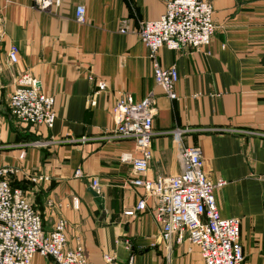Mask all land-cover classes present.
<instances>
[{
  "label": "crops",
  "instance_id": "obj_1",
  "mask_svg": "<svg viewBox=\"0 0 264 264\" xmlns=\"http://www.w3.org/2000/svg\"><path fill=\"white\" fill-rule=\"evenodd\" d=\"M168 1L63 0L57 11H43L34 0H0V168L19 170L12 185L42 217L45 231L58 218L67 220L68 246H83L87 264H105L107 254L120 264L131 257L146 264L147 253L155 264H204L187 240L171 248L162 240L153 200L125 215L144 190L131 184L138 176L121 162L135 143L110 138L111 111L122 95L137 102L152 95V159L141 178L180 174L184 147H199L209 179L225 182L214 191L221 216L241 222L242 264H264V0H207L216 25L210 46L162 48L160 64L178 69L177 100L156 85L139 36L143 23L163 16ZM79 6L86 9L85 24L76 21ZM12 46L19 49L15 64L8 57ZM24 73L56 99L52 128L25 125L10 114ZM100 82L105 91H98ZM176 129L185 130L182 140L172 134ZM77 170L83 178L75 177ZM94 180L102 203L92 194ZM32 264L57 263L36 255Z\"/></svg>",
  "mask_w": 264,
  "mask_h": 264
},
{
  "label": "built area",
  "instance_id": "obj_2",
  "mask_svg": "<svg viewBox=\"0 0 264 264\" xmlns=\"http://www.w3.org/2000/svg\"><path fill=\"white\" fill-rule=\"evenodd\" d=\"M34 2L43 11H57L63 4V0ZM75 17L78 23H86L84 6L77 8ZM215 31L214 6L207 0H169L160 19L142 24L139 36L149 50L155 83L171 100L178 99L179 73L176 66L166 68L160 64L159 52L164 47L169 50L207 48ZM18 56L19 49L12 46L9 60L15 64ZM98 87L99 92L107 89L105 82H100ZM9 108L10 114L25 125L52 128L57 118L56 99L43 93L29 73L17 78ZM155 111L156 101L152 95L140 102L130 95H122L111 111L115 128L110 138L135 143V152L122 154L121 162L130 164L138 176L131 184L144 190V197L137 207L126 211L125 215L135 216L137 211L147 209L148 200H153L155 214L163 226L161 238L170 248L173 243L187 240L199 248L204 264H242L241 222L238 218L221 216L214 191L223 187L225 182L214 183L209 179L199 147H184L180 174L155 180L141 178L152 159ZM184 133L182 129L172 132L177 140H182ZM18 173L19 170L13 167L0 168V264H32L36 255L52 258L57 264H87L83 246H68L67 220L60 217L53 230L45 231L42 217L24 192L12 188L10 178ZM75 177L83 178L82 171L77 170ZM31 179L33 182L41 180L40 177ZM92 187L100 194L98 181L94 180ZM104 262L120 264L109 254L104 256ZM127 264H134L132 257Z\"/></svg>",
  "mask_w": 264,
  "mask_h": 264
},
{
  "label": "rangeland",
  "instance_id": "obj_3",
  "mask_svg": "<svg viewBox=\"0 0 264 264\" xmlns=\"http://www.w3.org/2000/svg\"><path fill=\"white\" fill-rule=\"evenodd\" d=\"M192 248L193 249H195V250H198V253H200V251H199V248L198 247H196V246H192ZM193 252V251H192ZM189 253H191V252H189ZM152 254V253H151ZM159 259V261L161 262V258H158ZM143 261L146 263V264H155V258H154V255L152 256V255H150V254H145L144 255V257H143Z\"/></svg>",
  "mask_w": 264,
  "mask_h": 264
},
{
  "label": "water",
  "instance_id": "obj_4",
  "mask_svg": "<svg viewBox=\"0 0 264 264\" xmlns=\"http://www.w3.org/2000/svg\"><path fill=\"white\" fill-rule=\"evenodd\" d=\"M200 1V0H199ZM93 196L96 198V200L100 203L103 202V198L95 191L92 192Z\"/></svg>",
  "mask_w": 264,
  "mask_h": 264
},
{
  "label": "trees",
  "instance_id": "obj_5",
  "mask_svg": "<svg viewBox=\"0 0 264 264\" xmlns=\"http://www.w3.org/2000/svg\"><path fill=\"white\" fill-rule=\"evenodd\" d=\"M10 182H11V179H10ZM11 186H12V188H15V187L12 185V182H11Z\"/></svg>",
  "mask_w": 264,
  "mask_h": 264
}]
</instances>
